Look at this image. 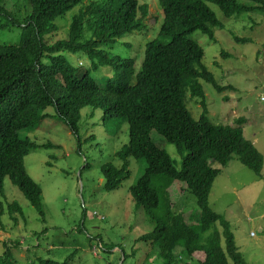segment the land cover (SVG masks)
I'll return each instance as SVG.
<instances>
[{
	"label": "trees",
	"instance_id": "obj_1",
	"mask_svg": "<svg viewBox=\"0 0 264 264\" xmlns=\"http://www.w3.org/2000/svg\"><path fill=\"white\" fill-rule=\"evenodd\" d=\"M85 1L0 0V30L17 28L22 33L18 46L0 45V195L9 179L44 220L42 189L27 174L24 163L39 147L20 133L35 129L48 118L44 112L53 108L80 140L82 111L101 110L105 125L118 120L113 137L124 124L129 136L114 156L119 165L109 163L101 168L104 190L116 191L131 178V159L146 165L129 193L153 228L138 240L149 244L152 264L155 260V264H248L236 245L231 224L210 207L214 182L222 172L214 165L224 168L237 156L242 165L261 176L264 158L244 137L246 119H238L234 126H217L209 120L201 82L218 94L230 87L219 83L203 64L204 50L190 35L200 32L211 42L217 41L215 30L224 25L209 4L232 19L263 12L264 0H157L163 23L158 38L145 47L139 71V57L123 60L109 50L117 40L145 27L148 5L138 0H106L82 6ZM10 3L13 7L8 9ZM79 6L68 37L55 40L60 30L56 21ZM65 54L86 57L91 68L80 73ZM101 68H109L115 77L96 80L93 73ZM188 93L202 107L199 120L187 109ZM153 132L176 147L182 157L181 169L153 141ZM175 185L195 197L196 224L176 210L171 196ZM7 208L11 215L22 213L15 203ZM3 214L0 199V224ZM197 255L204 258L197 260ZM11 258L8 250L0 256V264H15ZM39 264L68 262L39 260Z\"/></svg>",
	"mask_w": 264,
	"mask_h": 264
},
{
	"label": "rangeland",
	"instance_id": "obj_2",
	"mask_svg": "<svg viewBox=\"0 0 264 264\" xmlns=\"http://www.w3.org/2000/svg\"><path fill=\"white\" fill-rule=\"evenodd\" d=\"M103 1L106 0H86L82 6ZM138 2L149 7L145 27L117 40L109 52L123 60L139 57L136 66L139 71L145 47L158 38L163 17L157 0ZM82 6L56 21L60 30L55 40L68 37L72 18ZM12 7V3L7 6ZM209 7L224 25L222 30H215L217 41L211 42L200 32L190 37L204 50L203 64L219 83L230 89L218 94L210 84L201 82L208 118L217 126H234L238 119H246L244 137L264 158V102L261 101L264 97V11L227 19L216 6L209 4ZM236 38L248 42L240 44ZM21 40L22 33L17 28L0 30V45L18 46ZM65 57L80 73L91 68L86 57L71 54ZM93 76L101 81L114 78L115 72L101 68ZM197 102L187 94V109L194 120H199L202 114ZM44 114L48 115L47 119L35 129L23 130L20 134L39 147L24 163L27 174L42 189L46 215L42 220L24 195L6 179L3 196L0 195L4 206L0 256L11 250L10 260L15 264H39V260L68 264H152L149 244L138 240L153 228L144 211L137 210L129 193L146 165L131 159V178L113 192L104 190L105 179L101 174L102 166L119 165L114 156L128 143L127 124L113 137L118 120L112 119L105 125L101 110L85 108L81 113L79 140L53 108ZM151 137L169 154L176 168L181 169L182 157L176 147L155 132ZM45 145L52 146L43 148ZM214 167L221 168L222 172L210 194L211 209L231 224L236 245L247 263L264 264V166L261 176H257L234 156L226 167L218 164ZM178 186L171 192L173 204L187 222L192 220L196 224L199 217L196 199ZM12 203L20 206L22 213L11 215L7 207ZM203 258L199 255L197 260Z\"/></svg>",
	"mask_w": 264,
	"mask_h": 264
},
{
	"label": "built area",
	"instance_id": "obj_3",
	"mask_svg": "<svg viewBox=\"0 0 264 264\" xmlns=\"http://www.w3.org/2000/svg\"><path fill=\"white\" fill-rule=\"evenodd\" d=\"M261 101L264 102V97L261 98Z\"/></svg>",
	"mask_w": 264,
	"mask_h": 264
},
{
	"label": "crops",
	"instance_id": "obj_4",
	"mask_svg": "<svg viewBox=\"0 0 264 264\" xmlns=\"http://www.w3.org/2000/svg\"><path fill=\"white\" fill-rule=\"evenodd\" d=\"M247 260V259H246ZM252 261H254V258H252ZM248 262V261H247Z\"/></svg>",
	"mask_w": 264,
	"mask_h": 264
}]
</instances>
